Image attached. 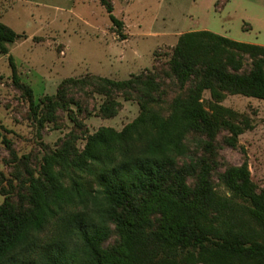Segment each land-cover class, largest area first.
<instances>
[{
  "label": "trees",
  "instance_id": "obj_1",
  "mask_svg": "<svg viewBox=\"0 0 264 264\" xmlns=\"http://www.w3.org/2000/svg\"><path fill=\"white\" fill-rule=\"evenodd\" d=\"M100 3L119 32L111 1ZM18 37L0 22V55ZM7 59L38 124L57 127L66 112L75 127L35 161L0 135L16 181L0 171V264H264V189L245 158L219 154L251 127L225 95L264 100V45L186 31L162 64L125 79L66 77L37 99ZM119 97L138 115L89 133L79 117H114Z\"/></svg>",
  "mask_w": 264,
  "mask_h": 264
},
{
  "label": "rangeland",
  "instance_id": "obj_2",
  "mask_svg": "<svg viewBox=\"0 0 264 264\" xmlns=\"http://www.w3.org/2000/svg\"><path fill=\"white\" fill-rule=\"evenodd\" d=\"M110 1L112 15L122 21L119 32L100 0H0V22L19 35L6 44L8 54L20 80L32 88L34 99L54 94L66 77L94 74L125 79L151 69L168 59L186 31L206 29L264 45V0H227L222 5L221 0ZM8 54L0 55V135L13 143L18 157L31 154L35 161L43 154L42 144L55 148L75 124L66 112L60 113L57 127L51 122L38 124L27 98L12 84ZM202 98L210 100L208 90ZM118 99L122 106L114 117L96 113L79 117L89 133L101 126L120 130L138 115L135 100ZM94 100H89V108L98 107L101 98ZM221 105L247 118L251 127L239 135L235 148H221L220 156L235 165L245 158L251 179L264 189V100L227 94ZM83 144L78 140V148ZM7 157L0 140V171L15 183L4 163ZM7 189L3 181L0 203L1 190Z\"/></svg>",
  "mask_w": 264,
  "mask_h": 264
}]
</instances>
